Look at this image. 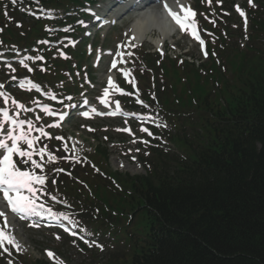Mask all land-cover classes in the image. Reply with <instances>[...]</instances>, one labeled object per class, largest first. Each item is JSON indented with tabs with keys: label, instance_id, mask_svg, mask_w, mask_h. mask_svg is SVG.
<instances>
[{
	"label": "trees",
	"instance_id": "obj_1",
	"mask_svg": "<svg viewBox=\"0 0 264 264\" xmlns=\"http://www.w3.org/2000/svg\"><path fill=\"white\" fill-rule=\"evenodd\" d=\"M92 1L35 0L63 14L59 25L73 23L68 14ZM255 1L257 8L245 4L247 32L218 33L200 68L166 55H138L140 70L161 72L167 81L158 94L160 102L166 98L174 148L155 151L146 175L117 174L116 191L110 185L102 198L95 194L111 220L113 213L138 218L135 239L128 237L130 223L119 225L131 241L129 257L120 264H264V0ZM5 2L0 1L4 44L31 46L47 36L49 23L27 19ZM14 22L23 24L21 31ZM219 50L225 54L221 60ZM175 99L186 106L173 116Z\"/></svg>",
	"mask_w": 264,
	"mask_h": 264
},
{
	"label": "rangeland",
	"instance_id": "obj_2",
	"mask_svg": "<svg viewBox=\"0 0 264 264\" xmlns=\"http://www.w3.org/2000/svg\"><path fill=\"white\" fill-rule=\"evenodd\" d=\"M194 1V0H193ZM217 0H202L203 7L201 11H199V14H195L190 16L191 18L195 19L196 24L200 26L199 29L203 32L204 35H206V30L204 24H207L209 26V29H212L216 26L214 19L219 18L221 19V15H214V11H212V8L216 6ZM225 1V0H224ZM244 0H227L225 1L224 8L222 5H219V7H222L221 14L225 15L227 17L225 18V22L228 24H231L229 26L230 31L237 30L239 28L237 23L235 22V15L233 14V9L230 7L231 2H235L233 8L236 10V13L242 11L241 10V4ZM196 2V1H194ZM192 6V0H190L187 9H190ZM239 8V11H238ZM216 11L217 9L214 8ZM211 11V12H209ZM122 16V15H121ZM135 17L132 16H123L120 19V28L115 27L110 31V33L107 36L106 41L103 39L106 36V33L108 32L106 29L101 31L102 37H97V44H96V51L94 53V56L91 60V64L93 65L94 69L97 70L96 72V80L90 79L89 81H86V84L88 85L89 89L85 90L82 94L79 95V98L82 97L85 93L89 92V97L92 99H96L100 94H104V80L107 75V71H109V75L114 73L115 70L111 68L110 64H108L111 57H101L102 51L104 48L110 49L114 51V53L117 54H123V59L115 60V62L120 65L117 68V71L121 68H125L128 66V59L131 56V51L133 48H135V45H132L129 43V37H125V31L129 27L131 23L135 21ZM224 21V19L222 18ZM81 21V20H80ZM79 23V22H78ZM86 23V22H84ZM226 23L224 24L227 25ZM218 30H220L219 25L216 26ZM224 27L219 31L221 34L224 33L223 30ZM217 32V31H216ZM154 38L158 37V33L153 34ZM226 37L228 35L226 34ZM228 40V39H227ZM104 41V48L102 47V42ZM215 41V40H214ZM120 45V48H117V45ZM232 44H237L236 41L232 42ZM169 48L178 47V50L172 53L170 52L171 57H180V55L184 54H191L194 56V59H185L187 61H194L197 60L196 66L201 65L200 61V54L198 52V49L195 48L194 43L191 42L186 36L181 37L177 36L173 40L168 41ZM147 48L151 49V52H157L156 47H153L150 44H144ZM88 47V46H87ZM89 49V48H88ZM165 49V48H164ZM170 49V50H171ZM180 49V51H179ZM219 60L223 59L225 54L221 52V50L217 51ZM237 61V57L235 58ZM223 62V61H222ZM206 64V62H204ZM109 67V68H108ZM116 71V72H117ZM85 78L87 77V74L83 75ZM84 78V79H85ZM141 84V83H140ZM175 98L174 96H171V101ZM186 106V104H180L175 99V105L172 106L170 112L173 116L178 115L181 113L183 108ZM168 110V109H167ZM147 114L153 113L152 111L145 112ZM128 124L124 123L122 121H111V120H99L94 122H69L68 124H65L62 126L61 130H65L62 133H56L54 137L57 135H65L67 137H70L71 140L79 146V148H83L86 151H91L92 146H97V144H100L101 148H107L108 152L110 153V166L120 172H126L130 175H140L145 174V170L142 168V166L139 164L138 159L136 160L135 157L138 158V155L142 153L143 151H139L138 147L135 146L132 143H127L125 145L119 144L122 143L120 137H117L116 135L120 130H122L124 127H126ZM132 125V124H129ZM52 125H48V128H51ZM91 129V130H89ZM139 130V129H136ZM138 132V131H135ZM138 135L140 136L141 133L138 132ZM111 140V141H110ZM130 141V140H129ZM172 148V147H171ZM172 150V149H171ZM140 155H146L148 156V152H144ZM151 157V156H150ZM134 158V160H132ZM77 220V219H76ZM86 235L90 236V233L88 229L85 231ZM8 235L14 236L16 242L20 245V249L18 251L24 252L26 254H29L31 258L34 259H44V250L45 249H53L56 250L58 254H60V261L63 264H107L108 261H110L113 258L114 253L116 252L115 249L109 245L107 249L105 250V253H99L97 251H93L91 255H87L88 252H84L82 249H80L77 244L67 241L63 238H57L60 237V235L57 232H47L40 229L38 230H32L31 228L20 225L17 223H12L11 225H8ZM97 239H94V241ZM93 240H91L92 242ZM108 244H112L110 240H108ZM17 249V248H16ZM22 253V254H24ZM6 258V257H5ZM18 257H16V263H17ZM5 264L7 263V258L5 261Z\"/></svg>",
	"mask_w": 264,
	"mask_h": 264
},
{
	"label": "snow or ice",
	"instance_id": "obj_3",
	"mask_svg": "<svg viewBox=\"0 0 264 264\" xmlns=\"http://www.w3.org/2000/svg\"><path fill=\"white\" fill-rule=\"evenodd\" d=\"M177 2H179V0H177ZM164 8L169 12V15L173 18V20H175V22L180 25L181 29H184L186 27V22L188 26L195 23V21L188 20L187 16L185 17V20L182 21L176 15V13L172 11V9L169 7L167 3L164 4ZM240 14L241 16L245 15L242 11L240 12ZM189 15H194V13H191L189 11ZM132 39L135 40V37H133ZM197 39H199L198 36ZM200 43L202 46L204 45L203 40H200ZM205 55H207V53H205ZM28 59H35V58L29 57ZM20 63L23 64L24 61L22 60L20 61ZM112 66L115 67V61L113 62ZM109 84L110 85L112 84L111 78H109ZM0 87L3 86L0 85ZM107 92L108 89H105V94H107ZM2 95L3 93H0V96ZM68 99L70 100L71 97H68ZM18 106L21 108L23 107V105H18ZM44 111L48 112L49 110L45 108ZM93 111H95V109H93ZM65 115L67 114L66 113L61 114V119H63ZM84 115H87V113H84ZM0 116H3L5 118L4 121L5 123L10 122L12 124V128L8 129L5 132V135H7L8 139L11 141V146H9V144L6 143L3 139H0V149H4L7 152V154L4 155L2 159H0V192L3 193L4 199L7 201L10 211L13 214L19 216L21 219H27L31 216H41L42 213L47 212L50 215V217H54L56 220H60L61 218L64 220H69L70 217H68L67 215L63 213L52 212L51 208L45 209L43 205L38 206L37 203L35 202L36 192L34 191L33 185L37 182L40 184L45 183L46 177H43L41 175L33 176L30 170H21V168L18 167V163L28 165L29 162H31L33 168L35 167L42 168L41 164H39L37 161L32 159L33 153H30L28 151L22 150L21 148L17 147L19 141H24L27 144L28 148L33 147L34 140L29 138L27 132L23 131V126L25 124L31 126V121H25V120L16 121L15 119L9 116V113L7 111H4L3 109H0ZM145 119L148 118L145 117ZM164 126L166 127V125ZM18 128L21 130L19 136L15 134ZM0 131H5V130L3 128H0ZM142 131H148V130L142 129ZM148 134L152 135L150 132ZM57 139H60V137H57ZM14 153H17L22 158L27 157V159H21L18 163H14L12 159V155ZM55 159H56L55 157H52L51 154H49V163H54ZM60 171H63V169H60ZM53 199H55V197H53ZM0 217H4V225L0 227V247L3 246L6 239L8 244L16 247L17 250H19L20 245L16 242L15 237L11 235L6 236V233L4 231V229L8 227L6 214L0 211ZM72 223L74 227H78L77 221H72ZM35 226H39V225H35ZM60 226L63 227V225ZM81 239H84V237H81ZM91 243L95 244V241H92ZM96 246L101 247V250H103L102 245L96 244ZM5 251H7V249H5ZM48 255L50 258L54 257V254L51 252H48ZM9 264H11V261H9Z\"/></svg>",
	"mask_w": 264,
	"mask_h": 264
},
{
	"label": "bare ground",
	"instance_id": "obj_4",
	"mask_svg": "<svg viewBox=\"0 0 264 264\" xmlns=\"http://www.w3.org/2000/svg\"><path fill=\"white\" fill-rule=\"evenodd\" d=\"M145 1L146 0H141V3ZM188 1L189 0H179V2H177V0H175L173 1L175 2L173 7H175L178 13L185 16L187 14L185 9ZM141 15L143 14H140V17L138 16L132 25V38L135 37V40L131 38L132 41L136 44H142L149 41L157 47H161L168 39H170L173 27L168 24L159 10L153 12V14L151 12V14H144L142 17ZM155 31L159 32L160 36L154 39L152 35Z\"/></svg>",
	"mask_w": 264,
	"mask_h": 264
}]
</instances>
